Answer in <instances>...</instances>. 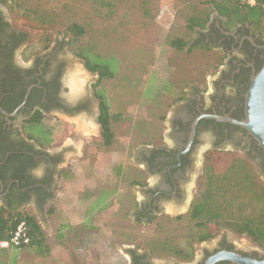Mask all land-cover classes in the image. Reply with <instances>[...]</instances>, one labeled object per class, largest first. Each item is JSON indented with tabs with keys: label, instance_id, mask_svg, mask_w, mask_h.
Masks as SVG:
<instances>
[{
	"label": "rangeland",
	"instance_id": "374dc122",
	"mask_svg": "<svg viewBox=\"0 0 264 264\" xmlns=\"http://www.w3.org/2000/svg\"><path fill=\"white\" fill-rule=\"evenodd\" d=\"M215 1L218 0H21L22 7L32 11L30 16L20 7H11L15 24L28 33L33 50L41 45L45 34L50 36V44L58 43L56 40L69 42L70 35L65 30L76 22L86 29L81 38L83 46L120 59L116 76L102 81L111 111L123 114L122 121L115 126L112 146H104L101 130L92 129L95 124L100 127L95 113L47 119L54 126V146L74 145L76 153L82 149L79 159H71L76 168L68 181L75 185L74 190L85 187L90 190V185H96L98 191L106 187L113 191L111 206L95 220L97 225L79 235L78 228L74 235L61 233L64 219L57 212L55 202L56 210L50 213L46 207L38 208L40 212L29 209L38 213L47 242L54 245L59 258L73 254L75 248L78 249L75 254L80 255L79 264H130L132 250L149 256L157 264L163 258L184 264L192 260L180 258L174 252L178 247H185V241L198 231L189 212H185L186 207L167 203L164 214L153 222L141 219L136 212L137 201L145 202V187L157 180L145 171L139 179L143 185L134 187L131 166L138 163L139 167L142 164L145 167L146 150L171 144V121L179 103L194 89L198 92L213 89L223 67L222 54L212 47L194 43L196 32L188 27V21L193 16L210 14ZM175 37L188 40L189 45L182 50L174 48L170 42ZM66 50L72 57L77 48L68 43ZM73 59L71 91L92 95L98 75L88 71L78 57ZM230 155L220 154L215 161L224 168ZM79 162L82 169L78 171ZM63 186L67 185H62L61 178L55 186L54 201L60 198L58 193L62 196ZM178 213L184 215L180 220L175 218ZM226 230H220L213 238L225 231L234 240L248 241L245 236ZM204 244L194 243V255ZM20 252L15 264H29L33 250L26 248ZM22 254L28 258L24 263L19 261ZM10 259L11 249L1 253L0 264H10ZM67 262L73 264V260Z\"/></svg>",
	"mask_w": 264,
	"mask_h": 264
},
{
	"label": "flooded vegetation",
	"instance_id": "af4514ba",
	"mask_svg": "<svg viewBox=\"0 0 264 264\" xmlns=\"http://www.w3.org/2000/svg\"><path fill=\"white\" fill-rule=\"evenodd\" d=\"M9 7L0 0V212L47 207L64 165L70 161L67 155L76 154L74 145L57 148L54 142L43 145L32 137L29 127L37 113L57 120L61 115L94 113L97 118L99 112L94 87L92 95L71 91L73 57L81 58L69 55L68 40L48 46L42 42L33 50L28 33L15 24ZM194 31V43L221 52L223 67L212 90L194 89L175 107L171 144L144 152V170L157 182L145 187L147 198L136 212L141 219H151L148 222L163 215L167 203L190 211L209 151L242 155L264 179L263 149L245 128L229 120H241L245 115L251 77L264 65V32L249 21L221 13L214 5L206 26ZM247 240L242 243L243 239L234 240L223 231L204 241L187 264H204L222 250L263 259L264 247ZM132 251L130 264H157ZM160 264L184 262L163 258ZM215 264L239 263L221 260Z\"/></svg>",
	"mask_w": 264,
	"mask_h": 264
},
{
	"label": "trees",
	"instance_id": "16d2710c",
	"mask_svg": "<svg viewBox=\"0 0 264 264\" xmlns=\"http://www.w3.org/2000/svg\"><path fill=\"white\" fill-rule=\"evenodd\" d=\"M4 2L9 4L10 10L11 7L13 9L14 6H17L27 15L32 12L29 8L22 7L21 0H4ZM213 5L221 13L233 14L236 18L249 21L261 32H264V0H255L254 4H250L246 0H218ZM209 15L191 17L188 27L191 30L196 27H205ZM65 32L70 35L69 43L77 48L76 55L83 60L86 69L98 75L94 90L99 100L97 122L101 127V143L107 147L112 146L116 137L115 126L122 121L123 114L111 111L107 91L102 85V81L116 76L120 70V59L117 56L95 52L93 47L83 46L81 38L86 33V29L80 23H71ZM42 40V42L45 41L46 46L50 44L48 34H45ZM42 42L40 41V43ZM170 43L178 50L189 45V41L182 37H175ZM29 130L32 131V137L43 145L54 142V126L47 122L42 112L37 113L36 120H32ZM220 154L224 153L209 151L205 157L203 173L189 211V217L194 221L198 231L185 241L186 243L183 244L185 247H178L174 251L180 258L191 260L194 257V243L209 240L222 229H228L236 235L245 236L264 247V179L249 160L237 153L231 152L225 167H220L219 163L215 161ZM108 197L103 191L101 202H104ZM183 216L179 215L175 218L180 220ZM21 221H25L28 225L31 243L24 247L1 246L3 241L10 240ZM26 248L37 249L42 256L49 252L47 237L37 217L29 209L1 210L0 255L11 249L10 264H15L18 253ZM132 252L137 259L135 252Z\"/></svg>",
	"mask_w": 264,
	"mask_h": 264
},
{
	"label": "crops",
	"instance_id": "0c3cea01",
	"mask_svg": "<svg viewBox=\"0 0 264 264\" xmlns=\"http://www.w3.org/2000/svg\"><path fill=\"white\" fill-rule=\"evenodd\" d=\"M93 130L98 129L97 132H99L101 130V127H99L97 124L93 125L92 127ZM88 130V129H87ZM94 134H96L95 132H92ZM93 134V135H94ZM97 135V134H96ZM95 135V136H96ZM79 150V148H78ZM82 154V149L80 148L79 151H77V153L75 155H70L69 156V160L67 161L64 165L65 170L63 171L64 174H61L58 182H61V178H62V185H67V186H63V190H62V196L60 193H58V197L60 195V198L56 201H54V198L52 199L51 203L46 207V211H48L49 213L56 210L55 206L57 207V212L61 214V217L64 219V224H63V229L61 230L62 234H66V235H74V230L75 228H78L76 230V234L79 235L80 233H83V231H86V228H90V227H94L92 225H97L96 223V219H98L103 212L107 211L112 203V193L113 191L110 190L108 187L104 188V189H99L96 190L95 187L96 185H90L89 187L90 190H88L86 187L83 190H78L77 188L74 190V186L72 185V183L68 180H70L68 177L71 174V171H75L76 166L74 165V161H72L73 159H79L81 157ZM72 159V160H71ZM138 163L134 164L133 166H131V173H132V182L131 184L134 185V187H140L141 184L139 181V179L142 177H144L145 174V170H144V165H140L141 167H139V165H137ZM140 164V163H139ZM78 171L82 169L81 167V163H78ZM84 170V169H83ZM62 172V173H63ZM65 176L67 177V181H64ZM149 177L145 175V178ZM147 180V179H146ZM57 184V183H56ZM80 191V192H79ZM88 191V192H87ZM103 191L105 192V194H107L109 197L104 201L101 202V196L103 194ZM56 204H55V203ZM139 203V205L141 204V202L137 201ZM55 204V206H54ZM105 204V206H103ZM39 210V209H37ZM41 210H39L38 212H40ZM33 214L37 217V212L33 211ZM38 218V217H37ZM91 220L94 222L92 223ZM40 223V221H39ZM41 225V223H40ZM42 226V225H41ZM43 228V226H42ZM44 230V228H43ZM64 244V243H63ZM51 245V244H50ZM50 245L49 246V252L45 255L42 256L41 254L38 253V250H33L31 259H28L27 256L25 255H21L20 257V262L24 263L27 259L29 260V264H54V262H59L61 261L63 264H67L69 260H73V264H76L75 261L77 262V264H79L80 261V255L75 254L78 249H73V245L68 247V250H72L73 254L67 253L65 258H62V255L60 258L58 257V253H57V249L54 248V245ZM65 245V244H64ZM63 247V245H62ZM63 251V250H62ZM76 251V252H75ZM21 253V252H19ZM18 253V254H19ZM51 253V256H50ZM44 257V258H43ZM71 264V262H69Z\"/></svg>",
	"mask_w": 264,
	"mask_h": 264
},
{
	"label": "water",
	"instance_id": "95a60500",
	"mask_svg": "<svg viewBox=\"0 0 264 264\" xmlns=\"http://www.w3.org/2000/svg\"><path fill=\"white\" fill-rule=\"evenodd\" d=\"M229 120L245 128L264 151V65L251 77L250 86L245 94L244 117L241 120L232 118ZM221 260L239 264H264V258L259 260L228 250L210 256L204 264H215Z\"/></svg>",
	"mask_w": 264,
	"mask_h": 264
},
{
	"label": "built area",
	"instance_id": "2783aa9c",
	"mask_svg": "<svg viewBox=\"0 0 264 264\" xmlns=\"http://www.w3.org/2000/svg\"><path fill=\"white\" fill-rule=\"evenodd\" d=\"M250 4H254L255 0H246ZM31 243V236L29 234V228L25 221H21L15 231L13 232L10 240L3 241L1 246H14L24 247Z\"/></svg>",
	"mask_w": 264,
	"mask_h": 264
}]
</instances>
